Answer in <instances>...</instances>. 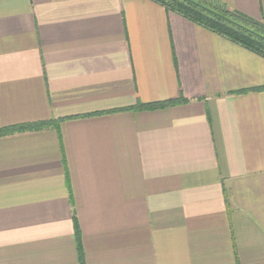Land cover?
Wrapping results in <instances>:
<instances>
[{"label": "crops", "instance_id": "0c3cea01", "mask_svg": "<svg viewBox=\"0 0 264 264\" xmlns=\"http://www.w3.org/2000/svg\"><path fill=\"white\" fill-rule=\"evenodd\" d=\"M261 86L154 0H0V127L51 122L0 136V264H81L74 211L85 264H264Z\"/></svg>", "mask_w": 264, "mask_h": 264}, {"label": "trees", "instance_id": "16d2710c", "mask_svg": "<svg viewBox=\"0 0 264 264\" xmlns=\"http://www.w3.org/2000/svg\"><path fill=\"white\" fill-rule=\"evenodd\" d=\"M165 6L168 10L177 12L184 17L199 23L235 42L264 56V23L242 12L231 9L222 0H154ZM264 90V86L245 89L238 92ZM180 98L170 101L151 103L137 102L131 107L133 110H155L168 105L185 101ZM50 121H38L0 127V136H6L17 132L40 130L48 126ZM77 248L81 264L84 262L82 233L77 219L76 211L73 213Z\"/></svg>", "mask_w": 264, "mask_h": 264}]
</instances>
